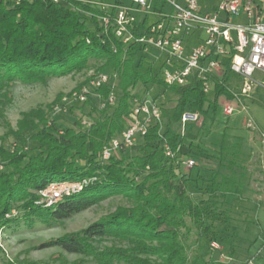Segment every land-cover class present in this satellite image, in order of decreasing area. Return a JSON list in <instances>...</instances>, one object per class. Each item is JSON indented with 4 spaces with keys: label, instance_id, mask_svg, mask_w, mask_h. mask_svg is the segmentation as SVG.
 <instances>
[{
    "label": "trees",
    "instance_id": "1",
    "mask_svg": "<svg viewBox=\"0 0 264 264\" xmlns=\"http://www.w3.org/2000/svg\"><path fill=\"white\" fill-rule=\"evenodd\" d=\"M125 4L114 0L108 10L84 0L65 3L0 0L2 108L12 102L7 88L14 80L43 83L48 77L81 70L92 55L105 58L103 68L118 74V87L122 91L112 112H109L112 106L109 103L101 110V116L89 125L77 122L74 127H60L55 120L47 118L40 107L24 115L19 121V130H13L20 145L13 149L0 145V163L5 167L0 172V230L19 223L22 218L30 224L35 219L50 225L61 223L113 194L123 193L133 201L132 206H120L81 230L46 240L40 247H59L69 253L92 257L97 264H186L187 246L183 237L190 233L189 222L192 221L199 235L201 258L198 262L208 264L206 256L211 252V242L220 236V227L231 221L227 211L221 208L219 198L242 193L245 168L239 177L224 174L222 169L227 164L222 159L217 170L206 178L209 196L196 201L189 191L188 178L180 175L179 165L167 155L165 148L167 144L174 153L179 147L182 154L191 153L192 144L184 150L183 136L173 125H181L187 105L214 118L220 97H233L228 89L233 75L228 70L221 79L214 77L213 98L198 79L184 86L165 83L141 43L133 41L126 45L116 36L115 13ZM166 5L165 0H155L152 10L160 13ZM103 16L110 18L107 28ZM138 20L132 28L135 37L141 35V29L147 24V18L138 17ZM140 84L157 85L178 94L174 112L165 126L159 122L152 124L144 138L135 147L124 150L120 158L102 162L99 159L102 149L126 127V117L135 97L132 91ZM96 90L102 98L109 97L108 86ZM227 138L224 130L221 152L233 154L229 164L233 166L239 146L228 148ZM26 139L37 142V146L23 145ZM134 148L137 153L131 154ZM94 177L82 190L65 195L56 203H37L38 192L51 182ZM16 202H21L22 216L12 214ZM110 236L128 240L129 247L99 248V242ZM235 250L231 244L227 253L234 255ZM150 256L160 261L152 262ZM4 264L52 263L16 257Z\"/></svg>",
    "mask_w": 264,
    "mask_h": 264
},
{
    "label": "rangeland",
    "instance_id": "2",
    "mask_svg": "<svg viewBox=\"0 0 264 264\" xmlns=\"http://www.w3.org/2000/svg\"><path fill=\"white\" fill-rule=\"evenodd\" d=\"M84 1L108 10L112 8V2H114V0ZM121 1L129 4L128 0ZM146 56L153 59L156 54L155 52H147ZM104 64L105 58L92 55L89 57L86 66L81 70L63 76L48 77L47 81L43 83L27 84L14 80L7 88L12 96V102L3 108L0 105V110L3 112V115L0 116V145H4L8 149L20 145L18 137L13 132L19 130V121L24 118V115L38 107L44 109L47 118L55 120L63 128L74 127L77 122L89 125L99 118L101 110L107 106V104L103 105L105 98H102L94 88H90L85 101H82L78 96L89 86L93 75L104 69ZM104 70L106 71V69ZM132 92L137 98L143 95L155 96L162 107L163 126L168 123L179 98L178 94L165 91L157 85L143 86L141 84ZM258 92L259 90L254 94L255 96L259 95L258 99L251 100L252 102L259 100L261 103L250 104V108L247 105L244 108L242 104H237L236 111L231 116H225L222 107L218 108L214 118L199 112L198 121L186 126L185 134L182 135L186 147L184 150L187 151L188 146L192 144V151L189 155L186 154V157L194 158L196 165L191 169L179 166L178 170L180 175L184 174L188 178L189 191L196 201L209 196L206 192V186L209 184L206 178L217 170L222 159L227 164L222 169L224 174H235V177H239V174L244 172L245 165L246 170L251 172L249 174L250 182L248 183L249 186L251 185L250 188H253V190L259 188L260 191L257 192H264V129L252 117V115L256 116L259 122L262 121L264 124V93ZM121 95L122 91L120 87H117L116 99L111 103L112 106L109 112H112V107L117 104V100ZM208 95L213 98L214 92L211 90ZM192 110L191 105H187L185 108V111ZM34 120L37 122L38 118H34ZM250 121L255 122L257 128L249 127L248 123ZM173 128L182 132L181 125L174 124ZM224 130L228 135V148L235 149L239 146L237 159L234 160L233 166H229L233 154L224 155L221 152ZM244 132H247L249 137L244 136ZM244 141H250L254 144V147L256 143H259L258 146L261 151L257 149L248 150L247 146L244 149ZM236 142L237 145H235ZM22 144L29 146V148L37 146V142L30 139L24 140ZM130 153L136 154V148ZM3 165L0 163V172L5 170ZM241 182H243L241 194H228L225 198H219L221 208L227 211L231 221L228 225L220 227V236L211 242V252L206 256L208 264H216L219 261L224 264H248L250 261L253 264H264V195L259 197L256 192L249 190L245 192L244 196V176ZM43 198L44 195H40L37 203L48 202L44 201ZM20 204L21 202L15 203L12 214L21 216L24 214ZM132 205L133 201L127 195L117 193L84 211L74 214L61 223L50 225L40 219H35V222L30 224L22 218L19 223L0 230V264L15 260L16 257L46 261L52 264H73L76 261L81 262V264L83 262L84 264H97L92 257L69 253L59 247L41 248L40 245L51 238L81 230L90 223L114 212L120 206ZM189 225L191 226L190 233L185 234L183 237L187 246L188 262L186 264H200L198 262L201 258L198 249L199 235L192 221L189 222ZM214 244L219 248L213 247ZM231 244L236 247L234 255L227 253ZM98 246L101 249L109 246L129 247V242L110 236L102 239ZM150 258L152 262L160 261L156 256H150Z\"/></svg>",
    "mask_w": 264,
    "mask_h": 264
},
{
    "label": "built area",
    "instance_id": "3",
    "mask_svg": "<svg viewBox=\"0 0 264 264\" xmlns=\"http://www.w3.org/2000/svg\"><path fill=\"white\" fill-rule=\"evenodd\" d=\"M54 1L65 3L67 0ZM154 1L128 0L129 4L119 7L115 13V34L126 45L137 41L145 47V53L155 52V58L148 60L154 68H158L157 73L165 83L184 86L198 79L203 83L204 91L209 94L215 89L214 77L221 79L229 70L233 78L228 83V89L233 97L223 105L225 116L233 115L237 104H242L245 108L243 99L252 98L257 90L262 89L264 93V23L250 0H220L215 12L200 11L198 0H185L183 3L178 0H165L170 10L163 9L158 19L147 21L146 26L141 29V35L135 37L132 28L134 23L139 22L137 14L141 12L146 18L153 13ZM220 12L228 15L243 12L252 21L232 25L219 19ZM102 21L105 28L110 25L108 16H103ZM202 35L203 38L198 43L191 44L194 36L200 38ZM118 82L119 76L116 72L99 71L93 75L89 86L78 97L85 101L90 88L98 89L106 85L110 94L104 99L103 105L111 104L116 99ZM162 115V107L155 96H135L132 109L126 117V127L102 149L99 159L106 162L112 157L120 158L124 150L135 147L144 138L152 124L162 123ZM199 116L200 113L196 110L183 112L182 135L185 134L186 126L196 123ZM248 126L257 128L253 121ZM165 149L167 155L174 158L179 166L191 169L196 165L194 158L184 157L185 154L180 152L181 147L177 153L167 144ZM94 179L95 177L51 182L39 194L44 195L43 200L48 201L47 205H51L65 195L79 192ZM213 247L219 248L216 244ZM248 264L253 263L250 261Z\"/></svg>",
    "mask_w": 264,
    "mask_h": 264
},
{
    "label": "crops",
    "instance_id": "4",
    "mask_svg": "<svg viewBox=\"0 0 264 264\" xmlns=\"http://www.w3.org/2000/svg\"><path fill=\"white\" fill-rule=\"evenodd\" d=\"M179 2L183 3L185 2V0H178ZM248 0H244V2H246ZM252 2V5L255 7V10L256 12L258 13L259 17H260V20L264 23V0H250ZM220 0H198V3H199V9L200 11L202 12H215L217 11V6L219 4ZM164 10L168 11V9L170 10V7L169 6H165L163 8ZM137 16L139 17V19L143 18L144 17V14L143 13H138ZM147 18V21H154L156 19L159 18V13L158 12H153V13H150L146 16ZM219 19L222 20V21H228L230 22L232 25H237V24H247L249 22L252 21V19H250L247 14L241 12L240 14L238 15H228L224 12H220L219 13ZM200 34V33H199ZM197 34V35H199ZM233 35H235V32L233 31ZM203 38V35L200 37V38H197V37H193L191 39V44L194 45L196 43L199 42V39ZM263 92L262 89L259 90L258 93H261ZM258 96L259 95H253L252 98H247V99H244V103L245 105L248 106V108H250V104H255V103H261V101H256V102H252L251 99H258ZM230 101V99L226 96H221L220 99H219V107H222V111H223V105ZM221 103V104H220ZM223 104V105H222ZM218 107V108H219ZM252 117L258 122L259 125H261L262 129H264V124L262 121L259 122L258 118L254 115H252ZM244 136L246 137H249V134H247V132H244ZM261 138V137H260ZM259 142V141H258ZM259 143H256V146L254 147V144H252L250 141L248 142H245L244 141V149H245V146H247V149L248 150H254V149H257L259 151L260 150V147L258 146ZM249 147V148H248ZM184 157H186V155H184ZM251 162V161H250ZM247 163V162H246ZM244 168H245V171H246V178H245V187H244V196H245V192L246 191H252V192H256V195H258L259 197L263 196L264 195V192L260 193V192H257V191H260L259 188L257 190H253V188H250L251 185L249 186L248 183L250 182V173L251 172H248L246 170V167L244 165Z\"/></svg>",
    "mask_w": 264,
    "mask_h": 264
}]
</instances>
